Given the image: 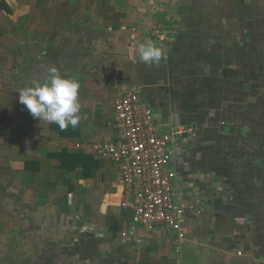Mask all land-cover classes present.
<instances>
[{"label": "crops", "instance_id": "obj_1", "mask_svg": "<svg viewBox=\"0 0 264 264\" xmlns=\"http://www.w3.org/2000/svg\"><path fill=\"white\" fill-rule=\"evenodd\" d=\"M246 1L0 0V264H264V47ZM149 41L159 64L139 61ZM52 68L80 84L75 128L19 102ZM128 91L161 129L193 131L171 145L183 240L133 224L93 148L117 141Z\"/></svg>", "mask_w": 264, "mask_h": 264}, {"label": "built area", "instance_id": "obj_2", "mask_svg": "<svg viewBox=\"0 0 264 264\" xmlns=\"http://www.w3.org/2000/svg\"><path fill=\"white\" fill-rule=\"evenodd\" d=\"M152 36L158 41L167 40L162 29H156ZM113 113L117 141L93 148L100 158L118 166L127 196L123 205L131 210L133 224L147 234H173L178 241L183 240L184 210L175 195L171 145L192 129H161L152 109L133 91L114 98Z\"/></svg>", "mask_w": 264, "mask_h": 264}, {"label": "clouds", "instance_id": "obj_3", "mask_svg": "<svg viewBox=\"0 0 264 264\" xmlns=\"http://www.w3.org/2000/svg\"><path fill=\"white\" fill-rule=\"evenodd\" d=\"M137 52L139 61L149 66L159 64L163 57L162 49L150 41L139 43ZM79 88L75 78H66L52 68L43 83L33 81L18 91L19 102L39 121L56 124L61 130L75 128L86 118L81 115Z\"/></svg>", "mask_w": 264, "mask_h": 264}, {"label": "rangeland", "instance_id": "obj_4", "mask_svg": "<svg viewBox=\"0 0 264 264\" xmlns=\"http://www.w3.org/2000/svg\"><path fill=\"white\" fill-rule=\"evenodd\" d=\"M253 1H258V3L260 2V4L258 5V8H255L254 10H253V13L254 14H257L258 15V17L257 16H255L257 19H254V21L252 22V23H250V24H245L244 25V23H243V25H244V27L243 28H245L247 31H251V28L249 27L251 24H253L254 22H256L257 21V23H256V26H260L261 27V33H260V35H261V37L259 38L260 39V43H262L263 44V47H264V0H253ZM238 3V2H237ZM236 3V4H237ZM246 3H247V7H248V9H250L251 8V3H250V0L249 1H246ZM235 4V2H233V5ZM256 5V7H257V4H255ZM260 6V7H259ZM257 13H256V12ZM252 15V14H251ZM217 23L218 24H221V22L219 21V20H217ZM255 24V23H254ZM241 23H240V17L239 16H236V17H232V20H231V26L234 28V27H239V26H243ZM249 31V32H250ZM259 35V34H258ZM260 45V44H259ZM260 51V50H259ZM263 58H264V50H263ZM192 133H193V131H192ZM12 261L14 262L15 260L14 259H12Z\"/></svg>", "mask_w": 264, "mask_h": 264}]
</instances>
